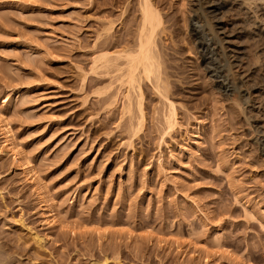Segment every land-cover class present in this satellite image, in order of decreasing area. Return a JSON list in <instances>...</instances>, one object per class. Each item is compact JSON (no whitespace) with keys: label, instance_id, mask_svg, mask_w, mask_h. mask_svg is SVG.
Instances as JSON below:
<instances>
[{"label":"rangeland","instance_id":"obj_1","mask_svg":"<svg viewBox=\"0 0 264 264\" xmlns=\"http://www.w3.org/2000/svg\"><path fill=\"white\" fill-rule=\"evenodd\" d=\"M142 1L0 0V244L12 264H264L253 129L264 122V55L244 87L224 91L192 25L206 24L212 48L220 27V45L244 47L249 63L242 14L149 0L161 72L140 79L139 99L124 58L94 59L135 45ZM231 66L234 86L244 64ZM245 88L259 108L244 109Z\"/></svg>","mask_w":264,"mask_h":264},{"label":"bare ground","instance_id":"obj_2","mask_svg":"<svg viewBox=\"0 0 264 264\" xmlns=\"http://www.w3.org/2000/svg\"><path fill=\"white\" fill-rule=\"evenodd\" d=\"M202 1H204L205 6L199 5V8H200L199 13L200 14L202 13L204 17L205 16H212L213 18H216L217 14L220 13L223 8H225L229 5V6H233L238 11V13L240 12V14H242L241 16L243 17L242 19L245 20V23H246V21L249 23V24L247 23L248 26H250L248 30L252 34L251 36H249V37H251V39H249V40H252L251 45H253L252 47L255 49L254 50L255 53H253V55L255 57V58L254 57L253 58L255 60L252 62H249V63H245V62L241 63L242 62L241 59L243 58L244 47H237V49H233V48L230 49L229 48V49L225 50V48L220 45L222 40L218 36V34L219 33L223 34L221 29H219L220 27H218V29L214 30V32H213L215 41H214V44H212V45L215 46V44H216V46L215 47L213 46V48H212V46L210 47V45H208L204 40L205 34H204V30H203V25L206 26V24L200 23L197 25L196 24L192 25V32L195 35L194 40H197V42H198V46H199L200 50L202 51V55H203L206 67L209 69V71L211 73H214L216 77H222V81L219 82V87L222 88L224 91L229 90V88H234L233 90L237 92L240 90V87L244 84L243 79L244 78L248 79V77H250L252 75V73L255 72V67H256L257 63L262 60V59L261 60L259 59L260 61H258V58H260V55H264V42H263L264 40H262V38H261L262 37V31L264 30V0H202ZM139 9H140V18H139V23L137 25L138 28L136 29L137 30L136 37H135L136 42L133 43L135 45L134 46L132 45L133 47H131L130 49H127V50L123 49L124 51L120 49L122 51V54L120 51H118V52H120V54L118 53V55H116L117 57L115 56L114 58L107 55V53L105 52L102 55H99L97 57V59H94V63H95V61L102 60V65L105 64V66H108V65L110 66L111 64H109V63L113 62V60L115 61L116 59H120V58L123 59L124 58L125 62L122 63V65L125 64V66L122 68H124L123 74H124L125 82H127L129 87H132V88L137 87V90L139 91L138 96L140 99L142 97L141 96L142 92H141L140 83H139L140 79L144 78L146 80H152L151 78L155 77V79L158 80V77H159L158 75L161 72L159 70V66L161 65L160 61H159L160 55L156 49L155 35L157 33V28H159V26L161 25L162 19H161V15L159 14V12L155 9V7L152 6V4H151V2H149V0H143L140 4ZM223 11H224V9H223ZM209 27L210 26H207L208 30L210 29ZM197 28H200V29H197ZM243 29H245V28H242V30ZM234 30H235V32H240L241 29L237 28ZM233 33L230 35H233ZM246 33H248V32H246ZM230 35H226V38H227V36L230 37ZM223 39H225V38H223ZM229 41L230 40H228V42ZM222 49H223V51H222ZM113 64H114V62H113ZM242 64H244V66L242 68L243 70L240 72V74H239L240 76L238 77V78H241V80L239 79L240 83L239 84H233L234 86H232V84L230 83L229 80L226 83H224L225 80H227V78H229V76L227 75V71L230 70L229 67L231 65L241 67ZM117 69H118L117 71H122L120 66H118ZM262 81L264 82V78H262ZM254 83H251V84L253 85ZM156 87L159 88V85H156ZM242 87H244V86H242ZM245 87H247V86H245ZM248 87H250V86H248ZM251 87H253V86H251ZM261 89L264 90V87ZM248 90H246V88H245L244 92L242 91L243 93L240 94L241 95L240 97H241L243 104H245L244 109L246 107L247 110L250 111L251 108L254 109L255 107H257L262 102H260V103L258 102L259 104L256 105L255 104L256 101H253L251 99V92H249ZM262 95L263 96H261L260 99H264V91H263ZM139 99H138L137 106L139 108L138 111L140 110V116H139L140 121L138 122V124L141 122V120H143L142 119L143 113H142V109H141L142 103L140 102L141 100H139ZM258 108H259V106H258ZM244 111L246 112V110H244ZM248 111H247V115H250L248 113ZM251 115H254V114H252V112H251ZM172 118H173L172 113L170 115L168 114V118L166 120L167 126H168V124L169 125L172 124V122H173ZM246 118H249V117H246ZM250 118H252V117H250ZM249 119H247V120H249ZM250 120H252V119H250ZM0 127L4 133L9 132L7 124L5 123V121L3 120L2 117H0ZM253 129L257 135L255 138V143L258 144L260 151H261L262 155L264 156V122L263 123L262 122L261 123L260 122L254 123ZM8 253H9V251H8ZM8 253L6 252V249L3 247V245L0 244V264H12V259H11L12 257H10L11 255H8Z\"/></svg>","mask_w":264,"mask_h":264}]
</instances>
